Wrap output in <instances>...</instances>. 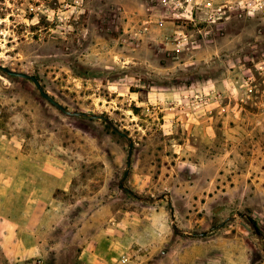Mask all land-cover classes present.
Returning a JSON list of instances; mask_svg holds the SVG:
<instances>
[{
    "label": "rangeland",
    "instance_id": "obj_1",
    "mask_svg": "<svg viewBox=\"0 0 264 264\" xmlns=\"http://www.w3.org/2000/svg\"><path fill=\"white\" fill-rule=\"evenodd\" d=\"M152 13L0 0V65L132 142L122 180L127 138L0 71V264H264V19L177 53Z\"/></svg>",
    "mask_w": 264,
    "mask_h": 264
},
{
    "label": "built area",
    "instance_id": "obj_2",
    "mask_svg": "<svg viewBox=\"0 0 264 264\" xmlns=\"http://www.w3.org/2000/svg\"><path fill=\"white\" fill-rule=\"evenodd\" d=\"M152 8L159 15L148 14L143 21V30L147 25H161L169 22L173 28L172 41L177 53L179 44L189 42L187 32H207L213 26H221L232 14L264 19V0H151ZM205 30V31H204ZM182 48V47H180ZM32 264H41L40 260Z\"/></svg>",
    "mask_w": 264,
    "mask_h": 264
},
{
    "label": "water",
    "instance_id": "obj_3",
    "mask_svg": "<svg viewBox=\"0 0 264 264\" xmlns=\"http://www.w3.org/2000/svg\"><path fill=\"white\" fill-rule=\"evenodd\" d=\"M0 71L3 72L4 74L8 75V76L18 77V78H22V79H26V80L31 81L35 85L36 89L38 90V92L42 96V98H44L49 104L54 106L56 109H58L63 114L68 115V116H77V117L93 119V120H95V119L102 120L115 133L127 138V140H128V152H127V161H126V171H125V174H124L122 180L125 178V176L127 175L129 166H130V155H131V149H132V142H131V140L128 139V137L124 133L120 132L106 117H104L102 115H97V114H87V113H84V112L66 110L64 107H62L60 104L55 102L50 96H48L44 92L42 86L40 85L38 79L35 76L29 75V74H26V73H23V72L12 71V70H10V69H8V68H6L4 66H1V65H0ZM122 180L120 181V186H121L122 189L126 190V188H124L122 186ZM126 191H128V190H126ZM222 225H223V223H221L220 225H218L216 227H220Z\"/></svg>",
    "mask_w": 264,
    "mask_h": 264
},
{
    "label": "crops",
    "instance_id": "obj_4",
    "mask_svg": "<svg viewBox=\"0 0 264 264\" xmlns=\"http://www.w3.org/2000/svg\"><path fill=\"white\" fill-rule=\"evenodd\" d=\"M173 45H174L173 47L177 46L175 42H173ZM178 46H179V49L183 48V44H179ZM180 47H182V48H180ZM32 199H34V195L33 194L29 195V197L27 199L28 200L27 204L30 205V206L34 205V201ZM35 205H36V202H35Z\"/></svg>",
    "mask_w": 264,
    "mask_h": 264
}]
</instances>
